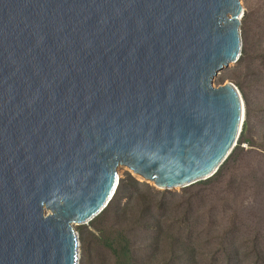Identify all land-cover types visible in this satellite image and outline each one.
I'll return each mask as SVG.
<instances>
[{"label":"water","instance_id":"95a60500","mask_svg":"<svg viewBox=\"0 0 264 264\" xmlns=\"http://www.w3.org/2000/svg\"><path fill=\"white\" fill-rule=\"evenodd\" d=\"M240 0H0V264H78L74 223L125 165L166 190L215 176L244 103Z\"/></svg>","mask_w":264,"mask_h":264},{"label":"rangeland","instance_id":"374dc122","mask_svg":"<svg viewBox=\"0 0 264 264\" xmlns=\"http://www.w3.org/2000/svg\"><path fill=\"white\" fill-rule=\"evenodd\" d=\"M240 2V57L214 80L244 103L238 159L218 181L178 190L119 165V199L73 225L78 264H264V0Z\"/></svg>","mask_w":264,"mask_h":264},{"label":"trees","instance_id":"16d2710c","mask_svg":"<svg viewBox=\"0 0 264 264\" xmlns=\"http://www.w3.org/2000/svg\"><path fill=\"white\" fill-rule=\"evenodd\" d=\"M244 141H246V140H244ZM241 150L242 149L240 147L237 150L233 149L232 152L230 153V155L228 156L226 162L222 165V167L218 171V173L214 177H212V178H210V179H208L206 181H201L200 183L203 184V183H207V182L210 183V182H214V181L216 182V181H218L220 179V177H222L224 175V171L226 172L230 168L231 163L235 162L238 159V156H239V153H240ZM226 166H227V168H226ZM200 183H198V184H200ZM133 185H134V187L137 190H140V188L138 187V185H136L135 183H133ZM186 188H188V187H186ZM183 189H185V188H183ZM119 197H120V185L117 187L116 192H115L112 200L110 201V203L108 204V206L105 208V210L101 214L107 212L109 210L110 206L113 203H115V201L118 200ZM232 229H235V227L232 228ZM181 263H183V258L181 259ZM124 264H128V263L125 261Z\"/></svg>","mask_w":264,"mask_h":264}]
</instances>
